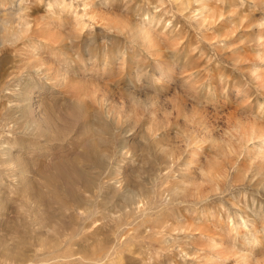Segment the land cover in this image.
<instances>
[{
  "label": "rangeland",
  "instance_id": "rangeland-1",
  "mask_svg": "<svg viewBox=\"0 0 264 264\" xmlns=\"http://www.w3.org/2000/svg\"><path fill=\"white\" fill-rule=\"evenodd\" d=\"M262 44L264 0H0V264H264Z\"/></svg>",
  "mask_w": 264,
  "mask_h": 264
},
{
  "label": "bare ground",
  "instance_id": "bare-ground-1",
  "mask_svg": "<svg viewBox=\"0 0 264 264\" xmlns=\"http://www.w3.org/2000/svg\"><path fill=\"white\" fill-rule=\"evenodd\" d=\"M262 45H263V47H264V44H262ZM256 79H257V78H256ZM259 79H260V80H258V81H263V82H264L263 79H262V80H261V78H259ZM260 84H261V83H260ZM261 85H262V84H261ZM263 85H264V84H263ZM25 102H26V101H25ZM87 150H88V149H87ZM96 157H97V156H96ZM98 157H99V156H98ZM96 160H98V159H96ZM98 163H99V162H98ZM98 163H97V164H98ZM100 164H102V161H101V160H100ZM98 165H99V164H98ZM102 167H103V166H102ZM89 178H90V176H89ZM88 182H89V179H88ZM88 182H87V183H88ZM94 183H95V182H94ZM89 186H90V185H89ZM91 186H92V185H91ZM125 203H126V202H125ZM125 205H126V204H125ZM125 205H123V206H125ZM250 230L253 231L254 228H253V227H250Z\"/></svg>",
  "mask_w": 264,
  "mask_h": 264
}]
</instances>
